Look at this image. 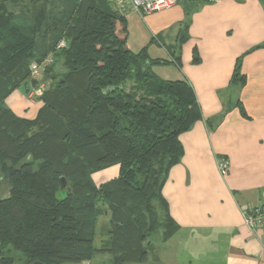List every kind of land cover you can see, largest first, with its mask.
Masks as SVG:
<instances>
[{
  "label": "trees",
  "instance_id": "16d2710c",
  "mask_svg": "<svg viewBox=\"0 0 264 264\" xmlns=\"http://www.w3.org/2000/svg\"><path fill=\"white\" fill-rule=\"evenodd\" d=\"M60 40L66 46L56 48ZM48 54L53 61L38 82L49 81V72L60 80L36 97L43 105L34 119L20 118L5 99L16 88H36L29 65ZM156 62L164 61L127 48L125 17L111 0H0V172L9 183L0 196V264H13L1 254L5 245L27 264L90 260L106 211L116 218L104 247L114 264L144 259L149 231L163 229L167 238L178 229L160 180L181 154L180 135L202 114L187 80L148 71ZM239 68L238 60L231 82L242 84ZM4 160L14 165L6 173ZM115 165L117 177L93 181V173ZM61 177L72 181L69 191L59 189ZM154 196L166 223L141 231Z\"/></svg>",
  "mask_w": 264,
  "mask_h": 264
},
{
  "label": "crops",
  "instance_id": "0c3cea01",
  "mask_svg": "<svg viewBox=\"0 0 264 264\" xmlns=\"http://www.w3.org/2000/svg\"><path fill=\"white\" fill-rule=\"evenodd\" d=\"M123 16L130 52L163 60L148 69L163 81L187 80L202 118L180 135L181 154L160 180L166 214L178 229L167 238L160 229L157 247L150 238L158 230L152 232L144 259L118 264H264V230L250 231L241 215L264 200V0H178L168 9L145 15L128 9ZM238 60L242 84L231 82ZM5 103L24 119H34L43 105L23 88ZM218 156L229 161L225 174ZM117 174L115 165L91 176L98 184ZM102 216L103 233L110 213ZM109 238L106 230L104 246L94 245L91 259L79 264H94L96 256L114 264L104 249Z\"/></svg>",
  "mask_w": 264,
  "mask_h": 264
},
{
  "label": "built area",
  "instance_id": "2783aa9c",
  "mask_svg": "<svg viewBox=\"0 0 264 264\" xmlns=\"http://www.w3.org/2000/svg\"><path fill=\"white\" fill-rule=\"evenodd\" d=\"M115 8L122 14L126 10L130 9L137 12L139 15L149 14L151 12L168 9L175 5L178 0H111ZM210 2H216L219 0H209ZM124 5H127L124 6ZM66 43L64 40H60L56 45V48L65 47ZM53 61L52 54H48L40 62L32 61L29 65L30 78L37 80L40 79L38 76L43 70L51 65ZM38 76V77H37ZM48 85L46 82H38L36 88L29 91L27 94L29 97H37ZM217 168L221 174H225L229 168V161L225 157L218 156L216 159ZM243 224L250 230H264V200H260L257 204L245 207L242 212Z\"/></svg>",
  "mask_w": 264,
  "mask_h": 264
},
{
  "label": "rangeland",
  "instance_id": "374dc122",
  "mask_svg": "<svg viewBox=\"0 0 264 264\" xmlns=\"http://www.w3.org/2000/svg\"><path fill=\"white\" fill-rule=\"evenodd\" d=\"M61 6H62V3L60 2V7ZM41 75H42V72L38 76L41 77ZM48 77H50V79H49V81H47V83L50 86H54L55 83L60 80V77L57 76L54 72H49ZM34 79H36V78H34ZM41 163H42V160H37L33 164H34V167L36 168ZM2 164H3V169L5 171V172L3 171L4 173L7 172L8 168L14 166L10 160H4L2 162ZM0 178H1L0 196L6 197L8 195L7 191L9 190V183L6 180L7 176H6V174H3L0 172ZM67 182H68L69 186H72L71 180L68 179V181H66V183ZM59 189H61L60 185H59ZM63 196H64V194H60V197H63ZM150 203H151V205H150L151 211L149 210L147 212V215H146L147 220L143 226H140L141 231L149 230L151 228V225H155L157 227V229L162 228V226L166 223V214H165V210H164L162 202L160 200H158L156 198V196H154L152 198V200H150ZM150 207H149V209H150ZM99 209H103V208H99ZM113 219L115 221L116 218H112V220ZM100 220H102V222H100ZM112 220H109L107 222V225L105 227L106 230L111 231L112 226H113ZM103 221H104V223L106 222V217L102 216L98 219V223L96 226V237L94 240V245L96 247H102L105 244L104 241L101 242V239H103L105 237V234H106V230H105V232L102 233L103 228L101 226V223H103ZM146 225L149 226V229H147L145 227ZM150 230H153V229L151 228ZM160 232H161V230H158L156 233L153 234V236H151L150 239H151L152 247H157L158 244H160V240L158 242L156 241L160 235ZM150 233H151V231H149V235H150ZM1 254L4 256H8V257L12 258L13 264H27L28 263V260L25 257V255L21 251L14 249L11 245L3 246L1 248ZM93 261H94V264H106L108 262L106 256H96Z\"/></svg>",
  "mask_w": 264,
  "mask_h": 264
},
{
  "label": "water",
  "instance_id": "95a60500",
  "mask_svg": "<svg viewBox=\"0 0 264 264\" xmlns=\"http://www.w3.org/2000/svg\"><path fill=\"white\" fill-rule=\"evenodd\" d=\"M38 82L37 79H31L30 81V84L31 86H35V84ZM28 89H25V92L27 93ZM60 188L63 189V188H66L67 191H69V188L67 186V183H66V179L64 177H61L60 178ZM30 264H42V262H38V261H33L32 263Z\"/></svg>",
  "mask_w": 264,
  "mask_h": 264
},
{
  "label": "bare ground",
  "instance_id": "6f19581e",
  "mask_svg": "<svg viewBox=\"0 0 264 264\" xmlns=\"http://www.w3.org/2000/svg\"><path fill=\"white\" fill-rule=\"evenodd\" d=\"M161 197V196H160ZM263 231V230H262Z\"/></svg>",
  "mask_w": 264,
  "mask_h": 264
}]
</instances>
